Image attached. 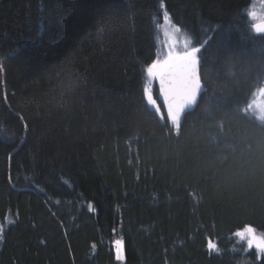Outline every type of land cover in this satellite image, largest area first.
Masks as SVG:
<instances>
[{
  "label": "trees",
  "instance_id": "1",
  "mask_svg": "<svg viewBox=\"0 0 264 264\" xmlns=\"http://www.w3.org/2000/svg\"><path fill=\"white\" fill-rule=\"evenodd\" d=\"M250 2L0 0V264H264L235 236L264 234ZM162 4L202 47L179 121L144 93Z\"/></svg>",
  "mask_w": 264,
  "mask_h": 264
},
{
  "label": "snow or ice",
  "instance_id": "2",
  "mask_svg": "<svg viewBox=\"0 0 264 264\" xmlns=\"http://www.w3.org/2000/svg\"><path fill=\"white\" fill-rule=\"evenodd\" d=\"M164 8V5H161ZM251 19L252 32L257 36H264V13H249ZM164 24L169 25L168 13H163ZM179 26H170L163 29V35L168 39L167 51L162 59H157L146 69V84L144 93L146 101L149 105L156 109L159 113L160 108L153 97V82H159V91L164 101L170 102L169 119H171V110L174 108L181 115L186 108L196 103L202 88V80L200 76V57L202 51L201 46H190V38H185L184 47L178 50L176 47L177 34L181 32ZM260 94L264 96V89L260 90ZM160 118L164 116L161 113ZM10 223L13 221H9ZM4 231L3 224H0V237ZM238 241L246 246L247 250L253 248L258 253L264 255V236L257 235L256 230L252 226H247L244 230L235 233ZM210 250H217V246L209 242ZM115 257L117 260L123 259L122 249L123 241H114Z\"/></svg>",
  "mask_w": 264,
  "mask_h": 264
},
{
  "label": "rangeland",
  "instance_id": "3",
  "mask_svg": "<svg viewBox=\"0 0 264 264\" xmlns=\"http://www.w3.org/2000/svg\"><path fill=\"white\" fill-rule=\"evenodd\" d=\"M165 11L168 13L169 22H170L169 25L164 24L163 13ZM253 11L256 12L257 14L264 13V0H251L249 6L246 9V13H247L248 17H249V13H251ZM249 19H250V17H249ZM170 26H176V24L174 23V21L171 17V14L168 12V10L165 7L161 8V14H160V16L157 17L156 27H155V29H156V31H155L156 43H157V52H156L155 60L162 59L163 56L165 55L166 51H167V44L169 41L163 35V29L165 27H170ZM185 38H190V40H191L190 46H195L192 38L187 33L181 31L179 34H177L176 47L178 50L183 49ZM200 55H201V52L199 53V57H200ZM146 80H147V76H146V71H145V77H144V83L145 84H146ZM144 87H145V85H144ZM152 88H153L154 99L156 98L157 95L162 96V94L159 91L158 80L153 82ZM260 90L261 89L258 88L252 93V95L250 97V105H251V111H252L253 115L259 121L264 123V96H262L260 94ZM171 115L173 118L175 117V114L172 111H171ZM256 233H257V235L264 236V234L259 232V231H256Z\"/></svg>",
  "mask_w": 264,
  "mask_h": 264
},
{
  "label": "water",
  "instance_id": "4",
  "mask_svg": "<svg viewBox=\"0 0 264 264\" xmlns=\"http://www.w3.org/2000/svg\"><path fill=\"white\" fill-rule=\"evenodd\" d=\"M158 86H159V82H158ZM201 92H202V88H201L200 94H201ZM200 94H199V96H200ZM199 96H198V99H199ZM198 99H197V101H198ZM197 101H196V103H195L194 105L189 106L188 108H186L182 115H184L185 112H187V111L191 110L192 108H194L195 105L197 104ZM165 103H166L167 106L170 108V102H166V101H165ZM171 111H172V112L175 114V116L177 117V118H176V121H179L180 118H181V116H182L181 113H180L179 111L175 110L174 108H173Z\"/></svg>",
  "mask_w": 264,
  "mask_h": 264
}]
</instances>
